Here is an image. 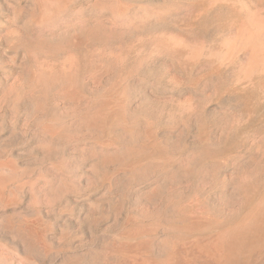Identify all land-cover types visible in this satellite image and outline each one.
Here are the masks:
<instances>
[{
  "label": "rangeland",
  "instance_id": "374dc122",
  "mask_svg": "<svg viewBox=\"0 0 264 264\" xmlns=\"http://www.w3.org/2000/svg\"><path fill=\"white\" fill-rule=\"evenodd\" d=\"M242 1L0 0V264H264V75L215 57Z\"/></svg>",
  "mask_w": 264,
  "mask_h": 264
},
{
  "label": "bare ground",
  "instance_id": "6f19581e",
  "mask_svg": "<svg viewBox=\"0 0 264 264\" xmlns=\"http://www.w3.org/2000/svg\"><path fill=\"white\" fill-rule=\"evenodd\" d=\"M208 1L212 4H215L216 2L221 1V0H208ZM243 1L238 2L240 4V6L242 7V14L240 15V18L233 24L231 29L229 31H227L226 33H224V36H222L223 37L222 48L215 53V57L219 60H229V61L232 59L238 58L240 61L239 76L244 80H249V79L253 78L254 76L264 75V11H263V9L259 8L258 6L255 8L251 7L249 4H247L246 2H243ZM90 32H91L90 29H88V28L84 29L80 33L73 35L72 40L74 42H80L84 38L87 39V36L89 35ZM37 44H38L39 48H41V47L45 48V46H46V44L44 46L43 41H40V42L38 41ZM198 53H199V51L193 50V51H191V56H196ZM172 76L176 80L180 79V76L175 72L172 73ZM191 98H193V97L189 93L188 94L186 93V95L184 96V99H191ZM103 116L104 115L100 112L93 113L90 116H88V118L86 119L87 120L86 123L88 122L89 124H98L102 120ZM111 155H113V154H111ZM106 156H107V157H105L106 159H110L109 158L110 156H108V155H106ZM5 179L6 178L0 174V185L3 184ZM92 208H93V206H92ZM94 209H95V207H94ZM91 211H92V209H91ZM255 225L256 224L254 222H252V223L246 225V227H248V229H250V228L254 227ZM258 226H260V224H258ZM138 231H137V233H138ZM250 232L251 231L248 230L247 233L249 234ZM142 233H144V232H142ZM247 233H245V234H247ZM30 235L34 236L36 234L32 233V231H31ZM27 237H26V240L28 241V243L29 242L32 243V241H33V243L36 242L32 239L29 240V235ZM32 238L34 239V237H32ZM229 238L230 237L226 236V237H224V240L226 241L227 245L230 247L231 241ZM239 241H240V238H237L235 242L239 243ZM207 246L213 247L214 241L209 242ZM147 247H148V243H147V241H144V240L139 241L138 243H136V245H133L130 247L129 246H122L120 248H121V250H124L125 256L118 259V260L117 259L113 260L110 264H131L129 257L132 256L133 253L142 251V250L146 249ZM102 253H106L105 254V258H106L107 257L106 256L107 255L106 250H103ZM130 254H132V255H130ZM176 254H177L176 255L177 264H191L187 261L186 256L190 255V256L197 257L198 251H196L194 249L187 250L183 247H179L178 249H176ZM136 257H138V256H136ZM102 260L104 261L106 259L102 258ZM132 260H134V259H132ZM135 261H136V264H154L148 258H145L143 256H139L138 258H135ZM98 262L95 261L94 264H101ZM70 264H72V262H70Z\"/></svg>",
  "mask_w": 264,
  "mask_h": 264
},
{
  "label": "water",
  "instance_id": "95a60500",
  "mask_svg": "<svg viewBox=\"0 0 264 264\" xmlns=\"http://www.w3.org/2000/svg\"><path fill=\"white\" fill-rule=\"evenodd\" d=\"M214 237V236H213Z\"/></svg>",
  "mask_w": 264,
  "mask_h": 264
}]
</instances>
